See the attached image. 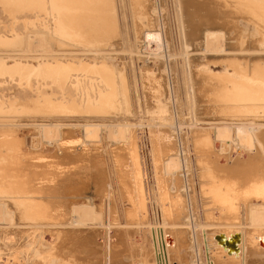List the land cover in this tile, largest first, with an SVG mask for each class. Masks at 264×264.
Returning <instances> with one entry per match:
<instances>
[{"label": "bare ground", "instance_id": "1", "mask_svg": "<svg viewBox=\"0 0 264 264\" xmlns=\"http://www.w3.org/2000/svg\"><path fill=\"white\" fill-rule=\"evenodd\" d=\"M136 1L117 36L114 16L98 19L112 0H0V246L17 241L0 264H264V0H178L192 87L178 135L174 122L188 121L182 97L170 101L177 75L167 79L159 58L134 70L117 58L125 32L152 54L160 39L146 37H171L154 14L162 0L151 14ZM34 33L55 53L34 54L48 51ZM138 112L144 135L128 121ZM83 123L134 127L112 144L99 125L85 126L91 141L67 126ZM35 124L56 126L58 140L32 147Z\"/></svg>", "mask_w": 264, "mask_h": 264}, {"label": "rangeland", "instance_id": "2", "mask_svg": "<svg viewBox=\"0 0 264 264\" xmlns=\"http://www.w3.org/2000/svg\"><path fill=\"white\" fill-rule=\"evenodd\" d=\"M123 1V2H122ZM128 3V0H112V4H110V6H109V15H108V13L106 14L105 12L103 13L102 11H98V19L100 20V19H103V18H108V20H109V22L111 21V19L110 18H112L113 19V16H114V21H116L115 23H118L117 25H116V35H117V33L119 32V30H120V26H119V22H120V15H121V13L123 12V8L125 7V6H127V4H126V2ZM136 2H139L138 0L136 1ZM121 3H123V4H121ZM138 4V3H137ZM138 7V6H137ZM154 6H153V3L151 2V0H149V2H148V8H147V11H148V13L149 14H151V11H152V8H153ZM127 8H128V6H127ZM140 7H138V8H136L135 10L137 11V12H139L138 10H140L139 9ZM171 8H172V10H171ZM35 9V8H34ZM176 9V10H175ZM30 10H33V9H30ZM37 10H39V11H37V12H40V13H42V14H44V16H46V15H49V14H51V11H49V7L48 8H42V9H40V7H38L37 8ZM33 11H35V10H33ZM120 11V12H119ZM14 12H16V10H14ZM164 12V13H163ZM167 12V13H166ZM7 13V15L9 16V18L11 17V16H14L15 14H17L18 13V11H17V13H9V12H6ZM49 13V14H48ZM56 13H58V14H60L59 13V11L57 10V8H56ZM110 13H112L113 15H111ZM154 14H156V15H158L157 17H158V19H161V29H162V32H164V28H167V29H169V31H170V33H171V37H170V39H169V41H170V43H169V41H167L168 39H165L166 38V36L164 35V33L161 35V36H148V37H146V39L147 38H152V37H157V38H159L160 39V42H161V49L159 50V53H157V54H152L147 48H146V46H147V44L146 45H144V43L143 44H139V45H137L136 43H134V42H132L131 41V38H130V36H129V33H126L125 32V36H124V38H125V46L126 47H124V48H122V50H121V52L123 53L122 55H119L117 58L120 60V61H124V60H126L127 58H128V60H126V61H131V65H129V67L131 66V70H134L133 68H135V67H137L138 66V64L139 63H141V64H143L144 62H142V60H143V58H146V57H149V56H151V57H154V59L151 61V63L155 60V58L156 59H158L159 58V60H158V62L159 63H161V65H163V67H162V69L164 70V72H165V74H166V77H167V79H169L170 80V76H174L175 74L177 75V77H176V82H175V80H174V78H172L171 77V81H172V85H173V88L175 89V94L173 95H171V98H170V101L171 102H177V104L180 102V100H181V102H182V104H181V109H182V112H184L183 114H182V116H183V118H185V120H187L188 122L187 123H184V124H182L181 122H179V121H175L174 123H175V125H172V127H171V130L174 132V134H176V135H178L179 133H181L182 132V130L185 128V127H187V128H189L188 126H189V121H191V115H190V106L188 105L189 103H188V96H189V94H190V96L192 97V87H191V84L189 83L188 85L184 82V80L182 79L183 78V73H182V71L181 70H183L184 69V65H185V63H186V68L188 69V57L191 55L190 53V47L188 46V45H186V43H185V39H184V32H183V26H182V23H181V17H180V4H179V1L178 0H165L164 1V3H163V0H162V8H160V7H158L155 11H154ZM170 14V15H169ZM173 14V15H172ZM176 14V15H175ZM61 15V14H60ZM108 15V16H107ZM135 15V14H134ZM164 16V17H163ZM172 16H174V17H172ZM163 17V18H162ZM173 19H174V22H173ZM56 22V21H55ZM124 22V23H123ZM164 23V24H163ZM175 23V24H174ZM32 24V23H31ZM123 24H125L126 25V20L125 19H122V25ZM178 24V25H177ZM124 25V26H125ZM124 26H123V28H124ZM169 26V27H168ZM178 26V27H177ZM174 27H175V29H174ZM118 28V29H117ZM125 29V28H124ZM219 29H221V30H227V31H225V33H228V35L230 36V33L231 32H233L234 34H235V32L236 31H234L235 30V28H234V30H233V28H222V26H221V28H219ZM86 30H87V35L88 36H90V35H94V34H96V33H99V36H101V35H103L102 33H103V30L101 31V30H95L94 28H93V30H91V29H87L86 28ZM233 30V31H232ZM141 33H145L144 32V29H141ZM231 31V32H230ZM230 32V33H229ZM114 34V35H115ZM176 34V35H175ZM36 35H38V36H36ZM39 35H41V36H39ZM227 35V36H228ZM118 36V35H117ZM43 38L42 40L44 41H47V38H46V35L45 34H42V33H34V37L33 38H37V39H39V38ZM127 37H129L130 39L128 40L127 39ZM40 39V40H41ZM28 38H27V43H26V50L27 51H25V54L27 53L28 54V50H29V42H28ZM175 40V41H174ZM44 41V42H45ZM146 42H147V40H145ZM177 41V42H176ZM172 42V43H171ZM129 43H130V45H129ZM134 43V44H133ZM47 44V46H45V48H46V50H48L47 52H45V51H40V53L39 52H36V53H34V54H52V52H54V51H52L53 49H52V47H51V45L48 43V41L45 43V45ZM49 44V45H48ZM172 44V45H171ZM134 45H135V47H134ZM178 45V46H177ZM138 46L140 47V48H138ZM142 46V47H141ZM170 46H172V48H169ZM179 48V50H178V48ZM180 47H182V49L180 48ZM130 48V49H129ZM127 49V50H126ZM132 49V50H131ZM140 50L139 52L138 51H136V50ZM173 49V50H172ZM35 50H38L37 48H35ZM126 50V51H125ZM144 50V51H143ZM170 50V51H169ZM172 50V51H171ZM181 50V51H180ZM50 51V52H49ZM179 51V52H178ZM126 54H125V53ZM131 52H133V53H131ZM180 52H182V53H180ZM193 52V51H192ZM55 53V52H54ZM53 53V54H54ZM134 53H136V54H134ZM139 55H138V54ZM142 53V54H141ZM174 53H176L177 55H173ZM179 53H180V55H179ZM205 53V52H204ZM29 54H31L30 52H29ZM129 54H130V56H129ZM142 56H141V55ZM206 54V53H205ZM134 55V56H133ZM157 55V56H156ZM122 56H124L125 57V59H123V58H121ZM139 56V57H138ZM144 56V57H143ZM163 57V58H162ZM178 57H180V58H178ZM183 57V58H182ZM135 58V59H134ZM137 58V59H136ZM161 59V60H160ZM176 60V62H175V60ZM180 59V60H179ZM135 60V61H134ZM139 60V61H138ZM172 60V61H171ZM166 61V62H165ZM186 61V62H185ZM173 62V63H172ZM129 63V62H128ZM169 63V64H168ZM183 65H181V64ZM166 66H165V65ZM137 65V66H136ZM170 65V66H169ZM176 65V66H175ZM133 67V68H132ZM173 67V68H172ZM182 68V69H181ZM174 69V70H173ZM175 69H176V72H175ZM173 70V71H172ZM131 73H132V71H131ZM172 73V74H171ZM175 73V74H174ZM175 75V76H176ZM189 79V78H188ZM182 80V81H181ZM190 80V79H189ZM178 82V83H177ZM183 83H184V85H183ZM182 84V85H181ZM177 85H179V86H177ZM178 88V90H177V88ZM186 87H188V88H186ZM179 89H180V91H179ZM186 90V91H185ZM179 91V92H178ZM189 91V92H188ZM186 93V94H185ZM179 94H180V96H179ZM187 96V97H186ZM179 97H182V98H179ZM180 100H179V99ZM186 99H187V101H186ZM185 102H186V104H185ZM176 104V103H175ZM176 104V105H177ZM180 104V103H179ZM187 105H188V107H187ZM187 107V108H186ZM144 116V114L143 113H139L138 112V115H133V116H131L130 118H129V123H135V124H137V130H138V132L140 133L141 132V134H143L144 135V131H146V128H147V126H148V121L146 122L145 121V116ZM141 117V118H140ZM138 119H140V120H138ZM189 119V120H188ZM143 121V122H142ZM146 122V123H145ZM139 123H140V125H139ZM143 123V124H142ZM145 123V124H144ZM173 123V124H174ZM91 124H93V125H99L100 127V132H101V134H100V137L102 136V133H105L106 134V136H107V139H108V141L110 142V143H112V144H114V143H118V142H121V141H127V139L129 138V135H130V130L134 127V125H132V124H124V123H115V124H104V123H83V125L82 124H67V126L68 127H71V126H73V125H75V126H73V127H71V128H79V129H81V131H82V135H83V137H84V139L87 141H91V139L89 140V138L87 139V137H85V136H87L86 135V131H84L85 129V126H88V125H91ZM143 125V126H142ZM146 125V126H145ZM83 126V127H82ZM124 127L125 128V132H126V137L125 138H120L119 139V141H118V137H117V139H116V134H117V132H116V130H118V129H121L122 127ZM140 126V128H138ZM0 127H3V126H0ZM25 127H30V128H26V129H31V132L29 133V136L31 137L30 139H31V143H32V147H34L35 149H37V148H39L40 147V144H41V141L42 140H44V142L45 143H47V144H54L58 139L56 138L57 136H56V134H57V127L56 126H50L46 131H45V129H46V127L45 126H39V125H27V126H25ZM36 129H35V128ZM173 127H175L174 129H173ZM34 128V129H33ZM38 129V130H37ZM37 132V133H36ZM144 132V133H143ZM35 134H37V135H35ZM35 135V136H34ZM60 136H61V134H59ZM115 135V136H114ZM110 136V137H109ZM113 136V137H112ZM97 138V140L96 139H94L92 142H98V141H100V139L101 138ZM47 138V139H46ZM57 139V140H55V141H53L54 139ZM49 141H52V142H48ZM118 141V142H117ZM227 148V147H226ZM168 162H172V163H174L177 167H178V169H182V168H184L185 167V165H186V163H185V161H183L182 159H179L178 157H173V158H171ZM168 162H167V164H166V167H167V170L169 171V167H168ZM185 163V165H183L182 166V164H184ZM170 172V171H169ZM4 215V213L3 214H1V212H0V216H3ZM91 217H93V218H96L98 221H99V223L100 224H97V226H100V227H102V218H100V215H99V213L98 212H94L93 213V215L91 216ZM84 218H86V217H84ZM3 219H0V221H2ZM74 220V219H73ZM5 222V221H4ZM3 222V223H4ZM75 222L76 221H72V223H74V224H71L72 226H74L75 225ZM87 222H89V223H92V221H87ZM156 225V224H155ZM71 226V227H72ZM95 226V225H94ZM1 227H4V228H7V227H9L8 225H5V223L4 224H2V226H1V224H0V228ZM70 227V226H69ZM156 229L158 228L159 229V227L158 226H156L155 227ZM39 232H37L36 234H38ZM0 234H1V230H0ZM42 233H39L38 234V237H39V235H41ZM26 236H28V234H25ZM39 239H40V237H39ZM28 240L26 239V245L28 244V247L27 248H29L30 249V251L32 250V251H35L36 249H37V246L35 245L34 246V244H32V243H30V242H27ZM1 242V241H0ZM17 242V241H16ZM13 243L12 241L10 242V243H6V242H4V244L3 245H1L0 246V248H8L9 247V245H16L17 243ZM1 250V249H0ZM160 258H162V260H166L167 259V261H168V258H167V253L166 252H164V254H161V256H160ZM166 262V261H165Z\"/></svg>", "mask_w": 264, "mask_h": 264}]
</instances>
